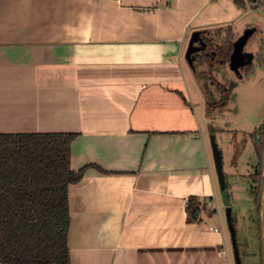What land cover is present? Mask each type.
<instances>
[{"label": "crops", "instance_id": "1", "mask_svg": "<svg viewBox=\"0 0 264 264\" xmlns=\"http://www.w3.org/2000/svg\"><path fill=\"white\" fill-rule=\"evenodd\" d=\"M245 7L0 0V134H76L70 168L85 170L68 188L70 264H233L213 222L219 109L184 55L194 33L249 28ZM235 34L227 43L243 49Z\"/></svg>", "mask_w": 264, "mask_h": 264}, {"label": "trees", "instance_id": "2", "mask_svg": "<svg viewBox=\"0 0 264 264\" xmlns=\"http://www.w3.org/2000/svg\"><path fill=\"white\" fill-rule=\"evenodd\" d=\"M75 137L72 133L0 134L1 264H70L68 188L81 180L85 170L70 168ZM255 151L258 164L251 177L261 245L264 129L255 138ZM186 210L191 219L196 218L193 200H188Z\"/></svg>", "mask_w": 264, "mask_h": 264}, {"label": "rangeland", "instance_id": "3", "mask_svg": "<svg viewBox=\"0 0 264 264\" xmlns=\"http://www.w3.org/2000/svg\"><path fill=\"white\" fill-rule=\"evenodd\" d=\"M245 5V9L249 10L244 15V23L249 22V25H253L258 22L263 26L262 10L251 9L247 1ZM244 31L240 28L233 33L216 31L208 36L211 37V41L224 45L234 38L237 32L241 38ZM241 54L243 59H246L247 55L248 59L252 58L248 68L234 65ZM187 68L189 69L188 65ZM234 68H237V71H234ZM198 71L206 77L207 91L215 103L222 102L221 93L218 92L220 89L223 88V92L227 93V96H224L226 101L223 100L221 109L214 112L211 125L215 131L210 136L214 138L221 153L222 172L225 176L230 207L223 206L218 192L217 204L213 207L217 210L219 221L216 220V216H213V222L215 226H220L230 249L226 224L227 214L230 213L240 264H261L260 234L253 195L255 184L253 177L250 178V176L254 174L256 162H258L255 138L259 136L258 129L264 120V32L243 49H240L238 45L230 44L225 64L214 73L216 80L212 78L211 70L200 68ZM192 81L190 79L189 84L193 85ZM212 84L216 92L215 89L212 91ZM217 109V107L214 108V110Z\"/></svg>", "mask_w": 264, "mask_h": 264}, {"label": "water", "instance_id": "4", "mask_svg": "<svg viewBox=\"0 0 264 264\" xmlns=\"http://www.w3.org/2000/svg\"><path fill=\"white\" fill-rule=\"evenodd\" d=\"M249 2L253 3L255 0H248ZM262 5L264 9V0H262ZM260 32V27H252L247 28L242 37L239 39L238 44H240V47H245L247 44L253 42L257 35ZM201 41L200 33H194L191 38L189 39L184 59L187 63L188 67L192 72H194L193 64L196 61L195 53L200 50V48L196 46L197 42L199 43ZM201 44V43H200ZM243 54H241L239 59L234 64L235 66H240L243 68H248L250 66L251 57L248 59V55L246 59L242 58ZM234 71H237V68H234ZM263 123V122H262ZM261 129L263 130L264 127L262 124L259 126V134L261 132ZM209 145L212 155V161L216 176V181L218 185L219 194L221 197V201L224 207H230V202L228 199V194L226 192L225 187V176L222 172V158L221 153L216 145V142L212 136L209 138ZM261 179H262V190H261V203H260V212H259V221H260V229H261V246H262V264H264V155H263V161H262V173H261ZM226 224H227V231L229 234V240H230V247H231V253H232V260L233 264H240V257L238 252V245L236 242V236H235V230L234 225L232 222V219L230 217V213L227 214L226 217Z\"/></svg>", "mask_w": 264, "mask_h": 264}, {"label": "flooded vegetation", "instance_id": "5", "mask_svg": "<svg viewBox=\"0 0 264 264\" xmlns=\"http://www.w3.org/2000/svg\"><path fill=\"white\" fill-rule=\"evenodd\" d=\"M246 1L251 6V9L257 8L258 10H262V13L264 16V9H263V5H262V0H255L253 3L249 2L248 0H246ZM256 26L260 27L259 34L264 32V23H263V26H262V24L256 23L254 25H251L250 28L256 27ZM200 38H201V41L199 43L197 42V44H196L197 48L199 47L200 50L195 53L196 61L193 64L194 72H192V73L196 76V78L198 80L200 79L201 82L204 83L206 81V77H204L203 73L199 72L198 70L200 68H203V69L206 68L207 70H211L212 71V78L215 79L214 73L219 71L221 66L223 67V65L225 64L230 45H228V44L219 45V44L215 43L213 40L211 41L210 40L211 37H209L207 35L206 36L200 35ZM204 85H205V83H204ZM206 88H207V86H206ZM213 89H215V87L212 84V91H214ZM216 91L217 90L215 89V92ZM206 92H207L206 94H207L209 101L212 100V109L217 107L220 110L221 106L224 104L223 100L224 101L226 100V97H224V96H226V93L223 92V88H222V90L220 89L218 91L221 93L220 97H221L222 102H220V103H215L213 101V97H211V94L208 91H206ZM214 111H216V110H214ZM262 126L264 127V120H263ZM261 131H262V129H261Z\"/></svg>", "mask_w": 264, "mask_h": 264}, {"label": "built area", "instance_id": "6", "mask_svg": "<svg viewBox=\"0 0 264 264\" xmlns=\"http://www.w3.org/2000/svg\"><path fill=\"white\" fill-rule=\"evenodd\" d=\"M188 205V200H184V207L186 208ZM210 231H213V232H219L220 230L219 229H216V228H209Z\"/></svg>", "mask_w": 264, "mask_h": 264}]
</instances>
